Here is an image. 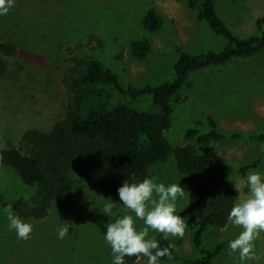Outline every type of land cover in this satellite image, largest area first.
Segmentation results:
<instances>
[{
  "label": "rangeland",
  "instance_id": "obj_1",
  "mask_svg": "<svg viewBox=\"0 0 264 264\" xmlns=\"http://www.w3.org/2000/svg\"><path fill=\"white\" fill-rule=\"evenodd\" d=\"M150 7L163 18L162 28L155 31H147L142 25ZM216 8L234 34L247 37L254 31L256 19L264 14V0H217ZM144 36L150 40L151 49L143 61H138L131 53V43ZM0 41H10L17 49L15 55L4 57L7 70L0 78L2 147L9 143L20 147L24 131H47L66 116L72 97L61 78L71 64L72 54H87L99 60L117 74L124 87L139 89L171 80L179 49L198 53L220 50L226 43L205 21L196 18L187 0H15L10 11L0 16ZM122 101L141 110H154L150 95ZM171 106V125L165 135L172 146L193 143L185 137V131L196 120L202 121L200 132L207 130L206 115L214 117L222 133L241 134L240 138L228 136L212 143L207 156L209 172L230 181L235 201L246 198L247 189L236 188L238 177L253 170L264 173V141L249 136L264 127V50L248 59L191 74L171 99ZM258 156L256 167L241 171ZM148 175L166 184L179 182L185 189L177 210L188 228L182 238H167L180 258L161 259V264H192L184 258L201 256L191 242L193 228L187 216L193 182L177 170L173 154L152 165ZM63 188L78 203V216L64 218L60 200H55L44 218L20 217L34 226L28 240H19L9 232L6 215L0 213V264H110L111 252L102 238L105 225L100 222L107 218L99 214L104 197L110 196L74 173L68 174ZM34 192L35 188L25 185L14 170L0 167V193L6 199L20 204L32 198ZM112 199L117 200V195ZM62 220L72 222L70 235L58 239L56 229ZM141 226L142 221H137V228ZM238 232L239 228L229 222L223 228L206 230L202 237L205 248L223 243L222 251L210 264H234L227 245ZM155 234L150 231V236ZM255 244L258 259L252 264H264V234ZM146 259L141 256L135 264H146Z\"/></svg>",
  "mask_w": 264,
  "mask_h": 264
},
{
  "label": "trees",
  "instance_id": "obj_2",
  "mask_svg": "<svg viewBox=\"0 0 264 264\" xmlns=\"http://www.w3.org/2000/svg\"><path fill=\"white\" fill-rule=\"evenodd\" d=\"M217 0H187L196 18L205 21L212 31L225 39L220 50L190 53L179 49L174 64V77L158 85L142 88L124 87L116 73L87 54L76 53L69 57L71 63L61 78L62 85L70 92L72 103L66 116L45 130L30 128L23 132L20 147L13 144L0 146V167H9L21 181L34 187L28 201L16 204L0 193V207L11 203L19 217L41 219L47 216L55 200H60L62 215L73 219L79 214V205L68 197L63 184L69 173H74L106 196H116V188L124 180L139 181L148 175L157 162L175 158L177 170L192 182L188 194L187 216L192 224L191 242L200 252L196 259H185L192 264H210L223 249L219 242L211 248L203 246L202 237L208 228H223L227 214L235 202L230 181L223 175L209 172L207 151L214 142L240 133H222L213 116L206 115L208 129L200 132L201 120L185 131V137L193 143L172 146L165 132L170 128L171 99L187 83L191 74L233 60L251 58L264 50V14L255 21L254 31L247 37H239L227 26L216 8ZM142 25L147 31L163 26V18L155 8L144 14ZM151 49L147 37L135 38L131 53L143 61ZM16 46L10 41H0V78L7 70L6 56H13ZM150 95L152 112L141 110L122 99H140ZM115 99H119L115 101ZM251 138L264 141L261 132ZM260 156L246 168H254ZM161 234L154 236L159 239ZM161 246H170L173 259L180 257L169 240H161ZM137 257H125V264H135ZM167 259V257H161Z\"/></svg>",
  "mask_w": 264,
  "mask_h": 264
},
{
  "label": "clouds",
  "instance_id": "obj_3",
  "mask_svg": "<svg viewBox=\"0 0 264 264\" xmlns=\"http://www.w3.org/2000/svg\"><path fill=\"white\" fill-rule=\"evenodd\" d=\"M15 0H0V16L6 15ZM237 190L247 189L246 198L237 199L230 207L227 221L239 228L228 240V254L234 256V264H252L258 259L255 241L264 234V173L253 170L238 177ZM117 200L104 197L99 206L100 220L105 225L102 238L111 252L110 264H125V257H146V264H161V257L173 260L170 246H161L160 241L183 237L188 228L185 219L178 213L177 202L185 196V189L176 183H164L157 177L146 176L142 180H124L116 188ZM129 214H122L124 212ZM6 215L7 229L17 239L28 240L33 224L22 220L12 204L0 208ZM137 221L142 226L137 228ZM72 223V222H71ZM71 223L62 220L57 227V238L70 235ZM150 231L161 234L159 239L150 236Z\"/></svg>",
  "mask_w": 264,
  "mask_h": 264
}]
</instances>
